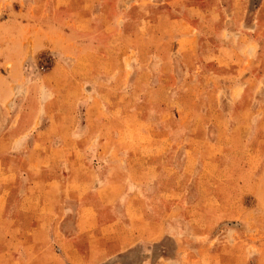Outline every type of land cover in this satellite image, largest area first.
Returning a JSON list of instances; mask_svg holds the SVG:
<instances>
[{
  "label": "rangeland",
  "instance_id": "obj_1",
  "mask_svg": "<svg viewBox=\"0 0 264 264\" xmlns=\"http://www.w3.org/2000/svg\"><path fill=\"white\" fill-rule=\"evenodd\" d=\"M32 1L23 0L22 10L49 7V0ZM4 3L1 11H12ZM196 6L218 15L189 16L188 25L133 10L121 26L103 29L95 19L72 34L23 35L27 57L17 69L20 81H5L6 106L35 108L42 126L73 123L77 135L91 123L89 137L106 144L89 149L90 171L105 175L118 168L115 159L122 175L129 170L130 183L143 187L150 217L173 218L170 227L188 236L181 244L171 233L154 245L155 256L195 248L199 264H264V0H197ZM59 12L63 19L70 11ZM4 68L9 79L13 67ZM20 166L28 182L37 172L47 201L51 178L66 173L64 162ZM121 212L118 205L105 216ZM4 220L0 264H11L9 255L34 247L9 236L27 234L28 223L16 229ZM49 233L42 226L43 253L58 247ZM137 249L142 254L145 247ZM143 257L104 264H144Z\"/></svg>",
  "mask_w": 264,
  "mask_h": 264
},
{
  "label": "crops",
  "instance_id": "obj_2",
  "mask_svg": "<svg viewBox=\"0 0 264 264\" xmlns=\"http://www.w3.org/2000/svg\"><path fill=\"white\" fill-rule=\"evenodd\" d=\"M206 1H212L213 5L220 2ZM4 2L0 0L3 10ZM21 3L23 0H8L7 4L14 5L12 11L5 13L0 9V219L5 224L7 216L16 229L28 223L27 234L22 236V232L16 230L9 236L11 241L16 240L19 244L31 242L34 249L32 252L22 246L17 253L9 255L7 261L14 259L11 264H43L45 258L50 264H104L144 256V264H199L201 253L195 248L177 249L172 254L161 251L155 256L154 245L171 233L181 244L188 240V236L179 228L170 227V217H150L153 213L145 205L143 187L130 183L131 178L125 176L130 171L126 170L122 175L115 159H111L113 167L118 168L105 175L90 171L89 149L93 145L101 149L106 144L105 140L94 141L89 137L91 123L79 127L82 131L79 135L74 132L78 128L66 121L53 120L42 126L35 108L32 111L6 106L9 93H5V88L9 85L6 87L5 81H20L17 69L27 57L23 40L27 33L37 34L42 30L63 36L76 33L79 27L95 19L97 26L103 29L109 28L108 25L121 26L126 23L125 17H131L133 10L157 14L161 18L173 17V21L187 24L189 16L202 17L210 12L199 9L197 0H49V7L42 6L41 10H22ZM67 7L70 12L61 19L59 9ZM213 11L210 16L215 14ZM222 49L228 48H218L219 51ZM7 62L13 67L9 79L1 73L2 70L5 72ZM39 161L65 163V176L50 180L53 195L48 201L42 196V182H36L37 172L28 182L27 172L20 169L21 163ZM5 163L17 164L6 166ZM177 190L178 187H173L171 191L175 194ZM16 194L21 201L14 203L12 195ZM177 204L174 207H179ZM118 205L121 214L116 213L117 216L107 219L105 210L115 209ZM12 211L11 217L9 213ZM42 226L48 227L50 240L58 244L56 250L43 253L39 249L43 242ZM138 247H145L142 254Z\"/></svg>",
  "mask_w": 264,
  "mask_h": 264
}]
</instances>
